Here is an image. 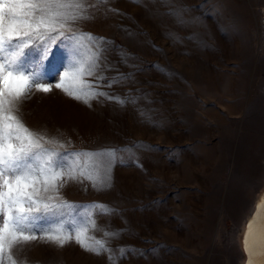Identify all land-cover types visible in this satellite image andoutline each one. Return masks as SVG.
Returning <instances> with one entry per match:
<instances>
[{
  "label": "rangeland",
  "instance_id": "374dc122",
  "mask_svg": "<svg viewBox=\"0 0 264 264\" xmlns=\"http://www.w3.org/2000/svg\"><path fill=\"white\" fill-rule=\"evenodd\" d=\"M89 3L92 17L61 31L104 37L99 69L85 79L106 77L102 90L134 103L100 97L89 107L56 89L76 55L60 37L41 69L52 90L33 88L16 115L63 143L44 144L60 152L142 147L113 163L111 187L68 180L59 200L112 210L89 234L120 232L109 240L127 250L116 264H244V225L264 190V0ZM25 53L26 64L41 60L35 45ZM12 254L18 264H109L74 240L38 239Z\"/></svg>",
  "mask_w": 264,
  "mask_h": 264
},
{
  "label": "snow or ice",
  "instance_id": "6c2138e0",
  "mask_svg": "<svg viewBox=\"0 0 264 264\" xmlns=\"http://www.w3.org/2000/svg\"><path fill=\"white\" fill-rule=\"evenodd\" d=\"M94 7L89 0H0V264H18L13 249L38 239L60 248L74 240L86 252L107 255L109 264H116L127 253L125 248L109 246L119 231L101 229L107 240L89 234V227H97L96 218L112 214L106 204H74L59 200V193L68 180H88L97 190L111 187L113 163L117 159L122 163L125 154L134 158L142 142L96 151L60 152L44 144L55 142L64 148L63 143L33 132L16 115L17 102L27 98L33 88L45 93L52 90V82L44 79L41 69L60 37L76 55L69 70L55 83L56 89L89 107L91 100L100 97L120 106L134 103L130 97L102 90L98 81L106 77L100 76L95 82L85 79L99 69L103 45L108 43L104 37L87 32L65 35L61 31L90 19ZM84 40L91 45L90 51L84 49ZM33 45L41 52V60L26 64L25 50ZM127 78L121 74L109 80L107 87Z\"/></svg>",
  "mask_w": 264,
  "mask_h": 264
},
{
  "label": "bare ground",
  "instance_id": "6f19581e",
  "mask_svg": "<svg viewBox=\"0 0 264 264\" xmlns=\"http://www.w3.org/2000/svg\"><path fill=\"white\" fill-rule=\"evenodd\" d=\"M242 246L244 264H264V190L245 222Z\"/></svg>",
  "mask_w": 264,
  "mask_h": 264
}]
</instances>
